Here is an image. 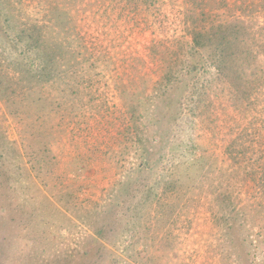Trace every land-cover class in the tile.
<instances>
[{
    "label": "rangeland",
    "instance_id": "374dc122",
    "mask_svg": "<svg viewBox=\"0 0 264 264\" xmlns=\"http://www.w3.org/2000/svg\"><path fill=\"white\" fill-rule=\"evenodd\" d=\"M22 1L62 47L0 99V264H264V56L244 94L187 32H258L264 0ZM6 33V73L38 69Z\"/></svg>",
    "mask_w": 264,
    "mask_h": 264
},
{
    "label": "trees",
    "instance_id": "16d2710c",
    "mask_svg": "<svg viewBox=\"0 0 264 264\" xmlns=\"http://www.w3.org/2000/svg\"><path fill=\"white\" fill-rule=\"evenodd\" d=\"M256 3L257 0H242L240 6H256ZM22 5V0H0V22L5 21L7 28L15 34L12 36L6 33L8 37L12 38L16 45L21 44L25 54L32 57L35 64H39L38 69L25 70L26 68L22 69L23 65L25 66L22 60L11 58L10 61L17 72L10 75L4 70L1 61L5 53L0 51V99L6 103L12 101V96L16 94L14 86L21 87L22 83L27 81L26 87H31L35 85L33 82L40 78L48 81L52 79L55 74V58L59 56L62 47L60 44L50 46L46 43V26L37 18L28 15L22 17ZM205 17H210V20L206 21ZM187 19V32L191 36V42L188 43L190 51H204L222 77L233 82L238 92L247 87L251 89L254 82H246L244 77L248 74L247 71L258 72V68L252 67L257 63L258 57L264 56V26H260L258 32H253L239 16L232 20L218 21L205 12L188 14ZM191 72L192 69H189V73ZM28 89L32 93L33 87ZM242 93L249 92L242 90ZM192 167H195L196 173L200 170L196 163L187 165L188 170Z\"/></svg>",
    "mask_w": 264,
    "mask_h": 264
}]
</instances>
